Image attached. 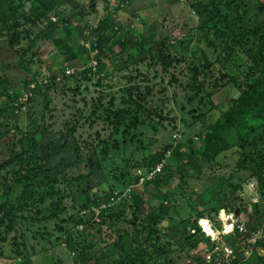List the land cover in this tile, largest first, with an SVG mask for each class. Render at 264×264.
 Returning <instances> with one entry per match:
<instances>
[{"label":"rangeland","instance_id":"obj_1","mask_svg":"<svg viewBox=\"0 0 264 264\" xmlns=\"http://www.w3.org/2000/svg\"><path fill=\"white\" fill-rule=\"evenodd\" d=\"M48 1L55 6L45 17L32 9H45L41 0H0L7 27L14 22L20 32L11 26L0 36V122L10 123L5 135L0 131V163L29 135L42 177L58 180L43 190L44 203H32L9 222L14 232L5 237L0 230V264H133L140 256L139 264H206L209 255L208 264H264V184L258 181L264 122L256 109L249 112L252 131L245 126L249 130L238 138L240 127L222 132L223 152L206 156L208 126L219 118L226 122L227 114L237 113L230 112L234 103L254 96L252 86L264 81V63L254 68L264 55V0ZM100 33L110 38L103 43ZM219 33L224 42L216 40ZM115 34L120 44L110 41ZM165 36L175 51L157 46ZM140 39L148 44L146 62L139 76L134 73L133 91L130 71L81 78L83 68L96 63L85 49L91 44L107 52L101 59L110 72L113 64L120 69L139 60ZM207 54L218 62L214 72L205 71ZM228 77L232 85L222 87ZM38 83L51 98L48 107L45 93H34ZM167 147L161 162L150 166L153 154ZM81 152L88 157L78 164ZM182 165L192 170L183 180ZM18 168L26 177L29 169ZM80 172L94 177L64 182ZM13 174L0 175V200ZM231 182L239 186L236 194ZM85 217L88 224L79 223ZM201 219L217 238L195 228ZM189 231H197L195 240L187 239Z\"/></svg>","mask_w":264,"mask_h":264},{"label":"trees","instance_id":"obj_2","mask_svg":"<svg viewBox=\"0 0 264 264\" xmlns=\"http://www.w3.org/2000/svg\"><path fill=\"white\" fill-rule=\"evenodd\" d=\"M41 2L43 3L44 6H46L45 9L41 8L40 6H37V7L32 6V9L35 12L38 11V14H41V16H45V14H47V12L51 8H54L55 5H54L53 1L41 0ZM0 11H1L0 12V21L3 22V24H4V26L0 25V36L5 35L6 32H11V30H12L11 28H13V27L16 30V32L20 34V32H18V30H17L18 28H16L19 25H17L16 23L10 22V26H9L10 28L7 27V23H6L7 10H5L3 8V5L1 2H0ZM101 23H103L104 26H106L107 28H110V26H111L110 21H107L105 19H103ZM11 26H13V27H11ZM2 28L6 29L5 30L6 32L4 34L1 33ZM100 35H101L103 43H105V40H104L105 38L106 39L110 38V36H108V33H100ZM119 35L120 34H115L114 36H112L113 38L111 37L110 41L113 42L114 44H116L118 42V41H116V37ZM46 36L47 37H45V38H48V37H50V34H47ZM206 36H208V35H206ZM224 36H225V34L219 33L216 40L224 42L225 41ZM165 37H166L165 39H161V41L159 42V45H157V46L165 47L166 50L171 51V52H173L172 50L175 51V47H176L175 43H172V41L170 40L169 37H167V36H165ZM124 39L128 40V37H126ZM92 43H93V41H92ZM118 43L120 44L121 40H119ZM123 45H126V44L124 43L121 46L124 47ZM146 45H148V44L145 43V40L142 41V39H140V42L138 44V50H140L139 52L141 53L139 60H138V58H136L134 61L135 64L132 63L131 65L127 64L125 66H120L119 67L120 69H118V66L113 64V69L110 71L112 73V75L108 76V75H105L103 73V72H105L107 74L109 71H108V68L106 67V63L101 59V56L105 55L107 52L106 51L104 52L101 50L99 52L97 50L95 44L94 43L91 44V46H89V49H87V48H85V49L87 51H89L91 54L95 55L92 57L94 58L96 63L95 64H88V68H86V67L83 68V70L81 71V78L87 82L89 80H96V79L97 80H103L105 78H111L116 73L118 74V73L125 72V74H126L127 71H130V73L133 74V77H135V79L132 78L130 73L127 75H130L129 80H131V84L134 85L135 83H137L136 80L138 79L139 74H141L139 64H144L146 62V61H144L145 57L143 54L144 49H146ZM211 45H212V43H211ZM150 46L152 48V45H150ZM126 47H127V45H126ZM101 48H103V46H101ZM223 50H224V47L220 48V44H219L218 45V51H217L218 52L217 60H219L220 65H221L222 58H223L221 51H223ZM212 51L215 52L216 48H212ZM110 52H113V51L111 50ZM115 52L117 55L118 52L117 51H115ZM112 55L109 54V56H112ZM261 57H262V60L260 61V62H262L261 65H258L254 68L258 69L259 67H262V64L264 63V55H262ZM131 58H132V54L130 55V59ZM206 59H207L208 64L206 65L205 71L210 70V71L214 72L215 71L214 67L217 65L218 62H212V59L208 58V54L206 55ZM163 63L165 65V67L170 66V64H168V62H163ZM131 66H134V68L131 69L132 68ZM134 73H138L137 74L138 76L137 77L134 76ZM68 75H71V74H68ZM127 75H125L124 77L127 78L128 77ZM261 79L264 80V78H261ZM129 80H127V81H129ZM127 81H126V84H127ZM99 82L100 81L93 82V83L95 85H98ZM45 83H47V82L45 81ZM226 84L232 85V81H231V79H229V77L225 80L222 87H224V85H226ZM136 88H137V86L134 85L131 89L133 91ZM252 88H253V91L255 94L254 96L246 95V96L238 99L234 103L230 112H237V113L227 114L226 122L224 120L223 121L221 120V122H220V118H219L218 121L215 122L212 126H208V127H210L209 129L212 131V135H211V139L208 142V144L211 145V150L206 152V156H209L210 154H212L210 156V158L216 159L219 157L220 153L223 152L220 149V144L224 143L222 136H221L222 132L227 131L229 129H234V127H240V131H239L238 136H237V138H238V137H241L242 133L248 131L249 129H250V131L253 130L252 129V122H251L252 117L249 116L250 115L249 112H252L253 108L256 109V112L259 113V118L264 122V81L257 82L255 84V86H252ZM128 91L129 90H127V92ZM43 92L45 93V91H43V86L41 85V83H38L36 88L34 89V93L41 95V94H43ZM32 99L30 98V100H29L30 103H31ZM116 99H117L116 97H112V100L110 101L112 109H113V106H116ZM44 100H45V106L48 107V105L51 103V98L47 93H45V95H44ZM247 113H248V115H247ZM0 117L1 118L3 117L2 112H0ZM245 123H246V125H245ZM9 126H10V123L8 121L0 122V131L3 132L5 135L6 134L5 131L10 129ZM245 126L246 127L249 126V129H242ZM19 129L22 132V129L21 128H19ZM3 137H1V138H3ZM27 138L28 139L18 141L22 145L23 148H21L19 151L12 153L9 159L0 163V175H2L4 177V172L5 173L14 172L13 178L16 177L14 179V181H12L10 183L7 182V179H5V182L2 185V191L4 194L2 195V197H1L2 199L0 200V230H3L5 237L9 233L15 231V229L12 228V225L10 226L9 222L10 221L12 222L16 217H18L17 213L22 211L24 208H27L28 210H30L33 206L32 203H35V202H39V204L44 203L46 195L43 193V190L47 189L46 186H51V187L55 186V184L58 181L56 179V177H54V176L51 177L50 179L42 177L40 171L38 170L40 168V165H41L40 164L39 150H38V148H33V144L30 141V139L32 137L27 135ZM209 145H208V147H209ZM167 149H168V147L165 148V150H163L161 152L153 154L151 159L153 161H156V162H153V164L151 162L149 165L151 166V165H156V164L160 163L161 159H163L165 157L164 154L167 151ZM86 157H88V156H86ZM86 157H84L82 152L79 153L77 160H76L77 163L81 164L83 162H86L84 159ZM18 166L20 167V169L26 168L27 171L29 169V172H27L26 177L19 175ZM242 168L247 169V167H244L243 164L240 163L239 169H242ZM69 169H71V167ZM69 169H67V170L71 171ZM163 169L167 170V166L166 167L164 166ZM194 169L200 170V168H194ZM259 170H260V172H259L260 175H259L258 181L261 184L262 183L264 184V175H262V168H259ZM189 172H192V170H189L188 167H186L185 165H182L179 169V173L181 175V180H183L186 177V175L188 176L190 174ZM91 177L93 178L94 174H92L90 172L88 174H84V173L80 172V173H78L77 177H75L73 179L66 178L64 180V182L73 183L76 181H80V182L90 181V180H92ZM230 184H231V187L233 190L232 193L236 194L237 188L239 189V186L238 185L236 186V184L233 182H231ZM19 185L22 187V191H21V193H19L18 196H14V195H17L19 192V187H18ZM56 192L59 193V195H60L59 190ZM220 193L221 192H219V195H218L219 197H220ZM105 199L108 202V200H110V197L108 196ZM56 210L58 212L55 215H57V216L60 215L59 213L62 210L60 208H58ZM167 211H168V207L163 208L161 210L160 217L165 216ZM157 217H159V216H157ZM203 217H205L204 214L200 213L199 218H203ZM85 218L86 219H83V221H80L79 223H82V222L87 223V219H89V218H87V217H85ZM107 228L109 230L111 229L110 223L108 224ZM195 228L199 232L201 231V228L199 227L198 222H197V225L195 226ZM111 232H113V230H111ZM190 232L191 231H189V233ZM117 233L119 234L120 230ZM195 236H197V231L194 234L190 233V235L187 236V239L188 240H195V238H194ZM5 237H4V240H6ZM20 238L21 239L24 238L22 234L20 235ZM49 240H51V239H49ZM51 243H52V240H51ZM22 245H23V243H22ZM193 246L196 247L195 244H193ZM140 257L139 258L136 257L137 261L134 262L133 264L138 263ZM205 262H206V264H208L206 257H205Z\"/></svg>","mask_w":264,"mask_h":264},{"label":"bare ground","instance_id":"obj_3","mask_svg":"<svg viewBox=\"0 0 264 264\" xmlns=\"http://www.w3.org/2000/svg\"><path fill=\"white\" fill-rule=\"evenodd\" d=\"M221 214L223 215L222 212H221ZM228 217H229L228 219H232V216H228ZM200 225H201V228L203 229V232L206 233L207 236H212V237H215V238L218 237V233L212 229L213 227L210 226V223H209V221L207 219H201L200 220ZM230 228H231V226H230ZM231 229H230V231H231ZM223 231L226 233V231H228V230L224 229Z\"/></svg>","mask_w":264,"mask_h":264},{"label":"built area","instance_id":"obj_4","mask_svg":"<svg viewBox=\"0 0 264 264\" xmlns=\"http://www.w3.org/2000/svg\"><path fill=\"white\" fill-rule=\"evenodd\" d=\"M230 226H231V228H232V229H231V232H232V231H233V226H232V225H230ZM235 226L237 227V229L239 230V232H244V231H245V229H244V224H241V225H240V224H238V225L235 224ZM218 254H219V253H218V250H217V256H218ZM211 257H212V256L209 255L207 259L209 260V259H211Z\"/></svg>","mask_w":264,"mask_h":264},{"label":"clouds","instance_id":"obj_5","mask_svg":"<svg viewBox=\"0 0 264 264\" xmlns=\"http://www.w3.org/2000/svg\"><path fill=\"white\" fill-rule=\"evenodd\" d=\"M207 220H208V219H207ZM240 223H241V222H238V223H236V225H238V224H240ZM199 226H201L200 223H199ZM200 228H201V227H200ZM201 231H203L202 228H201ZM222 231H223V230H222ZM203 234H204V233H203ZM206 260H208L207 257H206Z\"/></svg>","mask_w":264,"mask_h":264}]
</instances>
